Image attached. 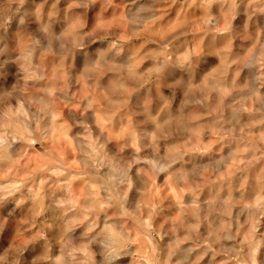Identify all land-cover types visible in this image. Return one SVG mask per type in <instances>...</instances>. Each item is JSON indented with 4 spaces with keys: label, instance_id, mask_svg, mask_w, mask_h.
Listing matches in <instances>:
<instances>
[{
    "label": "clouds",
    "instance_id": "obj_1",
    "mask_svg": "<svg viewBox=\"0 0 264 264\" xmlns=\"http://www.w3.org/2000/svg\"><path fill=\"white\" fill-rule=\"evenodd\" d=\"M0 264H264V0H0Z\"/></svg>",
    "mask_w": 264,
    "mask_h": 264
}]
</instances>
